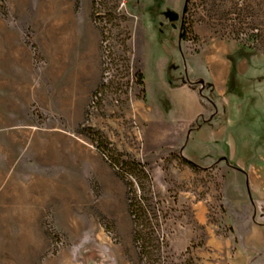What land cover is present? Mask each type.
Masks as SVG:
<instances>
[{
    "label": "rangeland",
    "instance_id": "1",
    "mask_svg": "<svg viewBox=\"0 0 264 264\" xmlns=\"http://www.w3.org/2000/svg\"><path fill=\"white\" fill-rule=\"evenodd\" d=\"M213 41L264 55V0H0V198L46 203L36 218L0 217V264H196L208 229L226 225L224 171L194 170L158 142L139 74L145 62L151 92L167 56L174 76L178 49ZM232 85L253 96L248 81ZM258 107L240 123L256 151ZM128 158L147 163L151 192L122 176L115 160ZM127 179L150 199L147 248L134 240Z\"/></svg>",
    "mask_w": 264,
    "mask_h": 264
},
{
    "label": "crops",
    "instance_id": "2",
    "mask_svg": "<svg viewBox=\"0 0 264 264\" xmlns=\"http://www.w3.org/2000/svg\"><path fill=\"white\" fill-rule=\"evenodd\" d=\"M178 52L180 59L173 53L177 63L174 76L179 78L177 85L168 76L171 59L167 56L159 67L158 78L150 72L151 83L155 85L149 92L148 72L143 62L145 105L149 111L143 117L162 146L179 149L177 153L181 157L201 167L216 164L224 171L226 225L208 229L206 243L195 257L196 264H264V222L256 220L261 213L257 202H264V149L256 151L251 142L240 141L242 136L251 137L245 135L246 125L240 124L245 121L248 106L253 104L255 110L264 106V82L253 83L256 77L264 76V55H255L251 49L224 41L209 42L197 53L182 49ZM180 78L212 83L215 93L228 108L226 122L221 124L219 116L212 118L213 113L204 106L198 89L180 83ZM242 80L253 84V96L243 97L235 92L233 82L238 89ZM201 115L211 117V123L191 130ZM9 190L7 196L0 198V217L36 218L45 210V201L27 195L15 199ZM48 206L49 209L50 202ZM191 240L189 236L188 243Z\"/></svg>",
    "mask_w": 264,
    "mask_h": 264
},
{
    "label": "trees",
    "instance_id": "3",
    "mask_svg": "<svg viewBox=\"0 0 264 264\" xmlns=\"http://www.w3.org/2000/svg\"><path fill=\"white\" fill-rule=\"evenodd\" d=\"M94 15V13H93ZM186 36V33H182L181 38H184ZM173 60L171 59V63ZM172 66L168 67L167 73L168 76L172 82L173 85H177L178 82H176L177 77L173 76L171 74ZM140 75V81L142 84H144V75L141 73ZM234 77V74H233ZM181 82L184 84H189L191 87L198 89L203 104L206 108L210 109L212 111V118H216L217 116H220L221 124L226 122V114H227V106L225 102L219 98V96L215 93L214 85L212 83H205L203 80H198L196 82H192L185 78H180ZM263 80V77L257 78V81ZM200 86V87H199ZM203 86V87H202ZM206 88H209V95L207 96L204 93V90ZM207 100L208 103L205 101ZM205 117L204 115H201L197 118V120L192 124L191 130L196 129L200 126H202L205 123H211L212 118ZM257 145V144H256ZM258 147L264 148V132L263 135H261L258 139ZM117 161L118 163H116ZM113 161V163H116V165L119 167V170L123 177L128 178V176L136 177L139 180L138 186L141 188V190H147L151 192L152 185H153V178L152 175L148 169L147 163H143L142 161L134 158H128V159H117ZM182 161L193 168L194 170H200L203 169L200 165L193 162L192 160L182 157ZM121 164V166H119ZM232 166L235 168H238L235 163H232ZM128 188H129V207L130 211L132 213L134 222H135V229H134V240L135 242L140 243L143 248H147L146 243L152 238L149 237L151 233H147V236H145L141 229H139V225L145 222L146 215L148 213L149 208V202L150 199L147 197V195L144 193L143 195H138L136 190V180L132 181V179H127L126 181ZM149 237V238H148ZM148 238V239H147Z\"/></svg>",
    "mask_w": 264,
    "mask_h": 264
},
{
    "label": "water",
    "instance_id": "4",
    "mask_svg": "<svg viewBox=\"0 0 264 264\" xmlns=\"http://www.w3.org/2000/svg\"><path fill=\"white\" fill-rule=\"evenodd\" d=\"M164 16L167 17L169 19V21L172 22V26L173 27H176V21H178L180 19V14L179 12H177L176 10L174 9H167L163 12ZM172 67L174 65H171Z\"/></svg>",
    "mask_w": 264,
    "mask_h": 264
}]
</instances>
